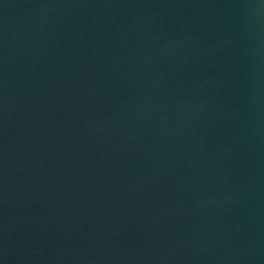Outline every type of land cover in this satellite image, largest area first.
<instances>
[{
    "label": "water",
    "instance_id": "95a60500",
    "mask_svg": "<svg viewBox=\"0 0 264 264\" xmlns=\"http://www.w3.org/2000/svg\"><path fill=\"white\" fill-rule=\"evenodd\" d=\"M0 264H264V0H0Z\"/></svg>",
    "mask_w": 264,
    "mask_h": 264
}]
</instances>
